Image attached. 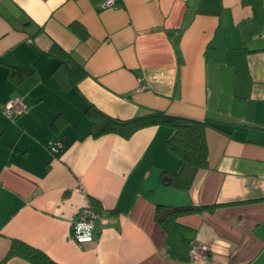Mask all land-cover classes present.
Returning a JSON list of instances; mask_svg holds the SVG:
<instances>
[{"label":"crops","instance_id":"crops-1","mask_svg":"<svg viewBox=\"0 0 264 264\" xmlns=\"http://www.w3.org/2000/svg\"><path fill=\"white\" fill-rule=\"evenodd\" d=\"M114 1L0 0V264H264V0ZM89 105L205 122L206 165L179 187L171 127L94 137Z\"/></svg>","mask_w":264,"mask_h":264},{"label":"trees","instance_id":"trees-1","mask_svg":"<svg viewBox=\"0 0 264 264\" xmlns=\"http://www.w3.org/2000/svg\"><path fill=\"white\" fill-rule=\"evenodd\" d=\"M93 116L92 135L98 137L104 133H116L125 138L130 137L136 130L151 125H166L173 129L166 144L170 151L182 160V166L175 175V182L179 187H188L196 171L207 163V151L203 129L205 122L170 116L164 112L153 111L145 115L121 120L113 118L96 110L91 105ZM202 207H178L176 213L199 211ZM9 254H19L35 264H57L45 253L18 240H12Z\"/></svg>","mask_w":264,"mask_h":264},{"label":"built area","instance_id":"built-area-1","mask_svg":"<svg viewBox=\"0 0 264 264\" xmlns=\"http://www.w3.org/2000/svg\"><path fill=\"white\" fill-rule=\"evenodd\" d=\"M114 0H103L102 6L109 7L113 6ZM146 86L141 84L138 90H143ZM24 108L23 101L20 98H13L8 100L3 106V112L11 117L22 111ZM96 217V212L91 208L90 205L86 204L81 206L76 213V217L71 225V232L73 238L78 242H88L93 239L94 230V219ZM209 248L206 244L199 242L198 240H193L191 242V254L193 258H197L205 255Z\"/></svg>","mask_w":264,"mask_h":264},{"label":"water","instance_id":"water-1","mask_svg":"<svg viewBox=\"0 0 264 264\" xmlns=\"http://www.w3.org/2000/svg\"><path fill=\"white\" fill-rule=\"evenodd\" d=\"M166 212H173L171 209H166ZM165 213V212H164Z\"/></svg>","mask_w":264,"mask_h":264}]
</instances>
